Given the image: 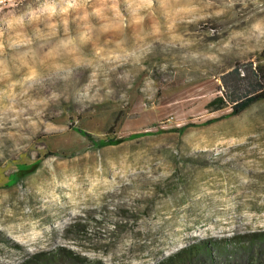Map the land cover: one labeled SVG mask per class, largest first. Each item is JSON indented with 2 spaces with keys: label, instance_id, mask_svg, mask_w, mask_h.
I'll return each instance as SVG.
<instances>
[{
  "label": "rangeland",
  "instance_id": "obj_1",
  "mask_svg": "<svg viewBox=\"0 0 264 264\" xmlns=\"http://www.w3.org/2000/svg\"><path fill=\"white\" fill-rule=\"evenodd\" d=\"M66 7H0V264H160L264 235V0Z\"/></svg>",
  "mask_w": 264,
  "mask_h": 264
},
{
  "label": "trees",
  "instance_id": "obj_2",
  "mask_svg": "<svg viewBox=\"0 0 264 264\" xmlns=\"http://www.w3.org/2000/svg\"><path fill=\"white\" fill-rule=\"evenodd\" d=\"M257 71L259 72V75H254L256 83L264 79V72H262L260 67L257 68ZM259 98L261 97L253 96L246 98L244 101L235 105L233 114H238L239 112L243 111ZM220 104H222V99L215 98L209 103L208 106L212 108ZM124 141L125 139L123 138L110 139L106 142L101 143V145L116 146ZM37 167L38 164L34 163L27 168L19 170L18 174L16 175V179H22L33 174L36 171ZM259 246H262L261 251L264 252V235L258 233L238 234L231 240H225L224 242H194L180 250H177L173 255L164 259L160 264H203L205 263V261L209 264H228L220 261L218 257H228L227 252H230L229 250L232 249L238 252H246L248 254L247 264H262L258 257L264 254L254 255L255 248L259 249ZM65 259L67 260L65 261ZM64 262L67 264H73V256H63L60 254H56L34 261H24L21 264H64Z\"/></svg>",
  "mask_w": 264,
  "mask_h": 264
},
{
  "label": "clouds",
  "instance_id": "obj_3",
  "mask_svg": "<svg viewBox=\"0 0 264 264\" xmlns=\"http://www.w3.org/2000/svg\"><path fill=\"white\" fill-rule=\"evenodd\" d=\"M141 4L150 7L152 5V0H141ZM67 7L63 11H67L69 8L74 6V0H66ZM53 13L55 12L54 7L50 9Z\"/></svg>",
  "mask_w": 264,
  "mask_h": 264
},
{
  "label": "bare ground",
  "instance_id": "obj_4",
  "mask_svg": "<svg viewBox=\"0 0 264 264\" xmlns=\"http://www.w3.org/2000/svg\"><path fill=\"white\" fill-rule=\"evenodd\" d=\"M4 4V1H0V7ZM6 5V3H5Z\"/></svg>",
  "mask_w": 264,
  "mask_h": 264
},
{
  "label": "crops",
  "instance_id": "obj_5",
  "mask_svg": "<svg viewBox=\"0 0 264 264\" xmlns=\"http://www.w3.org/2000/svg\"><path fill=\"white\" fill-rule=\"evenodd\" d=\"M0 1H12V0H0Z\"/></svg>",
  "mask_w": 264,
  "mask_h": 264
}]
</instances>
